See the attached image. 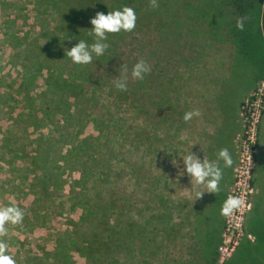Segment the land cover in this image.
<instances>
[{
	"label": "rangeland",
	"instance_id": "1",
	"mask_svg": "<svg viewBox=\"0 0 264 264\" xmlns=\"http://www.w3.org/2000/svg\"><path fill=\"white\" fill-rule=\"evenodd\" d=\"M47 1L0 0V207L17 206L25 213L23 223L9 224L7 236L0 238L9 245L7 254L16 264H87L78 253L67 255L61 249L65 233L81 226L85 233L97 229L102 241L115 245L121 261L132 255L142 263L202 264L186 216L170 218L166 210L162 221L156 218L162 211L161 181L177 172L178 153H193L194 134L203 118L197 121L210 114L222 87L234 93V99L242 94L237 103L239 130L233 138L235 161L227 196L240 195L250 213L258 205L264 215V76L253 81L258 69L249 62L238 67L232 43L218 40L205 22L195 35L196 19L187 23L178 12L185 9V1L177 2L178 11L172 17L181 26L178 38L158 40L153 17L146 37L141 38L139 30L119 36L111 42L110 58L102 61L94 55L85 67L84 96L76 98L83 113L79 114L72 100L69 112L74 115L68 123L62 116L63 103L51 104L50 116L44 117L40 109L47 108V103L42 105L34 95L47 90V69L29 87L31 105L18 93L25 65L31 67L24 59L26 54L33 50L42 60L55 57L58 45L53 47L49 41L52 33L66 45L73 42L70 33L64 38L63 30L52 32L60 20L70 21L69 16H62L66 9L80 5L94 17L103 0H63L61 4L51 0L45 7ZM44 43L49 47L40 50ZM140 60L151 66V72L143 81H135L131 69ZM123 64L129 70L127 91L115 86ZM66 66L75 65L69 58ZM48 69L57 73L53 63ZM234 80L240 85L236 90L231 86ZM197 110L200 116L184 121L186 112ZM47 147L49 155L57 158L62 153L67 158V151L73 150L72 159H67L69 167L58 159L64 167L63 182L42 181L45 172L37 150ZM95 167L96 176L92 175ZM85 173L88 181L78 185ZM172 189L164 192L166 202L172 201L169 196L177 198V187ZM80 190L84 196L78 202L75 195ZM82 204H98L103 209L98 228L81 221ZM247 219L252 230H257L259 220ZM225 220L224 216L223 228ZM256 248L261 250L260 244ZM241 251L242 257L247 255Z\"/></svg>",
	"mask_w": 264,
	"mask_h": 264
},
{
	"label": "trees",
	"instance_id": "2",
	"mask_svg": "<svg viewBox=\"0 0 264 264\" xmlns=\"http://www.w3.org/2000/svg\"><path fill=\"white\" fill-rule=\"evenodd\" d=\"M47 4L45 7L49 5ZM54 3L63 2V0H54ZM78 1V0H77ZM185 1V9L183 11L177 10V2ZM159 7L152 9L149 6V0H106L101 2V7L97 9V12H102L107 15L111 11L120 10L123 7H131L135 10L137 15L136 27L134 30H139L141 32V38L146 37L147 30L150 29L151 18L155 20L154 28L158 32V40H166L169 37L178 38L180 25H175V20L177 17H172L173 11L180 12L181 17H185L187 23L196 19V28L194 31L195 35L199 33V25L201 22H205V26H208L211 32L216 33L218 36V40L226 39L229 40L235 51V61L239 60L240 63L238 67L251 63V66L257 68V75L252 79L255 82H259L264 76V0H158ZM88 5V4H86ZM91 5V4H90ZM63 6V5H62ZM85 6V5H84ZM89 7V5L87 6ZM64 8V6H63ZM84 11V7L80 5H75L70 9H66L65 14L62 16L66 19V17H70L68 20H60V22L56 23L52 29V32H62L65 36L69 37L68 33L73 36V42L68 45L63 42L62 37H58L53 35L49 39L52 44H55L57 48L54 49L53 54L55 57H45L42 60L39 54L38 56L34 54L32 50L30 53H27L25 56L26 62H31V67L28 68L25 65V74L22 75V81L19 84L20 91L18 93L23 94V98L30 105L33 103V98L31 93L29 92L30 86L34 84L35 79L41 75L42 70L47 69L48 75L45 79V83L47 85V90L38 94H35L34 97L41 101L42 105L47 103V108L40 109L44 117H49L48 114L51 104L54 106H59L60 104L65 105V111L62 116L65 118V122L68 123V119L73 118V112H69L70 103L72 100H75V107L78 109L79 114L81 109L78 107V98L83 97V85L87 81L86 75V65L80 66L76 65L72 66V68L67 67L69 64V57H67L66 53L72 47H74L80 40L86 41L88 44L94 42V36L90 35L92 25L90 24V20L94 17H91L90 13H82ZM168 12V14L166 13ZM67 14V15H66ZM92 14V13H91ZM244 18V30L240 31L236 27V22L238 19ZM171 19V20H169ZM47 28V27H46ZM51 30V29H49ZM133 32V31H132ZM125 32H121L119 34H109L108 39L105 41L109 45L103 56H100L102 61L106 60V58H110V48L111 42L119 38V36H123ZM60 42V43H59ZM115 42V41H114ZM45 46H40L39 49L46 50L49 47L48 43H44ZM63 45L67 46V48L63 49ZM52 47V48H53ZM52 63L55 65V69L57 73L54 75L51 71H49L48 67ZM248 63V64H249ZM237 67V64H236ZM234 69H237V68ZM241 68V67H240ZM54 69V70H55ZM28 74V76H27ZM43 76V75H42ZM77 98V99H76ZM56 112V111H55ZM54 115V112H53ZM95 125L97 123L95 122ZM102 130V129H101ZM102 134V131H100ZM84 144V143H83ZM85 145V144H84ZM40 147V145H39ZM82 148V145H80ZM44 149V148H43ZM38 149L37 150V160L41 163V170L45 172V176H43L42 181L46 183V181H50L52 184L55 182H63L62 174L64 167L60 166L58 163V159H63V163L65 167H69V161L67 159H72V149L67 151V158L64 157L62 153L61 158H57L49 155V148ZM88 152V151H86ZM90 156V160H91ZM96 167L94 168V172L92 175H98L96 172ZM49 175H47V174ZM88 174L85 173L84 176H80L79 182H76L78 185L85 186ZM94 178V177H93ZM99 176L96 177V179ZM47 185V184H46ZM44 185V187L46 186ZM73 189V186H72ZM264 193V190H262ZM83 195V191L80 190L77 195H75V200L78 202L81 201ZM96 196H98V191L96 192ZM93 199V198H92ZM106 207V206H105ZM106 208H109L107 206ZM82 214L81 221L83 223L85 221L93 225V229L99 227L100 222L98 219L100 218L99 212H103L102 208H99L98 204H82ZM162 211L156 217L157 220L162 221ZM256 218L259 220V227L257 230H252L250 227V222L247 219ZM245 222V233L246 235H251L252 240L245 238L242 240L234 253L230 258L220 262L218 247L222 241V233L220 235V239L218 240H202L199 241V244L202 248L198 251L197 258L200 260L202 264H264V215L263 211L256 205L251 213L247 215ZM113 227V226H112ZM83 227L76 226L75 230L72 233L66 232L64 237L61 239L62 246L61 249L68 254L73 252L78 253L81 257H83L87 264H150L147 262H141V259L137 260L135 256L128 255L125 261H121L119 257H117V250L115 249V245H110V242L102 241L100 233H96V230L90 231V233L82 232L81 229ZM109 238V237H108ZM111 238H109L110 240ZM260 244L261 250H258L256 247ZM110 246V248H109ZM247 253V255H242V251ZM108 252V253H107ZM241 257V258H240ZM67 258H65V261ZM135 260L137 263H135ZM175 264H191L186 263L184 261H177Z\"/></svg>",
	"mask_w": 264,
	"mask_h": 264
},
{
	"label": "crops",
	"instance_id": "3",
	"mask_svg": "<svg viewBox=\"0 0 264 264\" xmlns=\"http://www.w3.org/2000/svg\"><path fill=\"white\" fill-rule=\"evenodd\" d=\"M234 81L236 83L232 81L231 86L236 90L240 85L239 82L236 80ZM226 90L227 89L221 87V90L216 93L217 98L215 99V103L212 106L210 105L212 107L209 111L210 114H205L197 121L201 122L203 118V122H201L202 125L199 124L197 126L193 144V154H195L201 162H203L205 158L209 162L216 163L222 169L223 177L220 181V191L215 194L207 193L206 186L197 185L195 181L188 176L183 165V160L187 156L184 153H178L177 172L170 174L168 178L164 176L161 181L164 196H166L164 192L167 191V188L174 189L176 186L178 189L177 198L169 196L172 201L166 202V198L163 196L161 200L162 212L167 210L170 218L174 215L181 217L186 216L185 222H187L193 230V246L197 249V255L200 248H202L199 241L220 239L224 219V216L221 215V208L224 201L227 199V191L232 181L234 163L230 168L224 167V162L218 158V153L221 149L226 148L231 153L233 161H235L233 138L239 130L237 103L242 94H240V97L237 99H234L235 94L229 91L227 92ZM229 100L230 102L228 103ZM263 159L262 157L261 161H263ZM262 190H264V187H261V191ZM198 193H203V195L198 198ZM165 203H167V205ZM168 203L178 204L174 206ZM162 214L164 217V213ZM171 221L172 220H169V222Z\"/></svg>",
	"mask_w": 264,
	"mask_h": 264
},
{
	"label": "clouds",
	"instance_id": "4",
	"mask_svg": "<svg viewBox=\"0 0 264 264\" xmlns=\"http://www.w3.org/2000/svg\"><path fill=\"white\" fill-rule=\"evenodd\" d=\"M149 6L152 9L159 7L158 0H149ZM137 22L135 10L131 7H123L120 10L109 12L105 15L97 12L95 17L90 20L92 29L90 35L94 36V42L88 44L84 40H80L74 47L67 51L66 55L71 61L80 66L89 65L93 61V56H103L109 45L105 43L109 34H119L121 32L131 33L134 31ZM245 20L240 18L236 22L238 30H244ZM122 74L121 78L115 82V86L120 91H127L128 73L126 65H122L119 70ZM151 72V66L144 60L138 61L131 69V79L135 81H143L145 76ZM200 116V112L189 111L184 114V121L189 122L193 117ZM218 158L224 162V167H232L234 161L228 149H221ZM184 169L188 176L195 181L197 185L206 186L207 193L215 194L220 191V181L223 177L222 169L213 162H209L204 158L203 162L192 152L183 160ZM203 193H198L200 198ZM243 201L240 197L229 196L223 203L221 215L230 217L234 212L242 207ZM24 211L17 206L0 207V238L7 236L8 225H21L24 220ZM9 245L0 239V264H16L15 259L7 254Z\"/></svg>",
	"mask_w": 264,
	"mask_h": 264
},
{
	"label": "built area",
	"instance_id": "5",
	"mask_svg": "<svg viewBox=\"0 0 264 264\" xmlns=\"http://www.w3.org/2000/svg\"><path fill=\"white\" fill-rule=\"evenodd\" d=\"M244 182L245 185H248V179L245 178ZM229 196L237 195L230 193L227 198ZM237 197H240L242 200L240 195ZM250 210L249 204L243 202L242 207L239 210L234 212L232 216L226 217L222 231V241L218 247L220 262L230 258L242 240L245 238L250 240L253 239L251 235H246L245 233V222Z\"/></svg>",
	"mask_w": 264,
	"mask_h": 264
}]
</instances>
